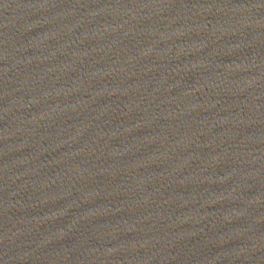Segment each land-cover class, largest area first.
<instances>
[{
    "label": "water",
    "instance_id": "1",
    "mask_svg": "<svg viewBox=\"0 0 264 264\" xmlns=\"http://www.w3.org/2000/svg\"><path fill=\"white\" fill-rule=\"evenodd\" d=\"M0 264H264V0H0Z\"/></svg>",
    "mask_w": 264,
    "mask_h": 264
}]
</instances>
